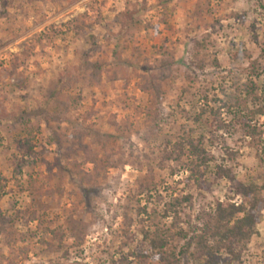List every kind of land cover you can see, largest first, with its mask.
<instances>
[{
  "label": "rangeland",
  "instance_id": "obj_1",
  "mask_svg": "<svg viewBox=\"0 0 264 264\" xmlns=\"http://www.w3.org/2000/svg\"><path fill=\"white\" fill-rule=\"evenodd\" d=\"M260 108L264 0H0V264H160L158 238L197 264L194 229L264 187Z\"/></svg>",
  "mask_w": 264,
  "mask_h": 264
},
{
  "label": "trees",
  "instance_id": "obj_2",
  "mask_svg": "<svg viewBox=\"0 0 264 264\" xmlns=\"http://www.w3.org/2000/svg\"><path fill=\"white\" fill-rule=\"evenodd\" d=\"M246 88L248 96L240 101L239 108L247 109L250 94L256 89V87ZM153 90V97L157 105L162 100V88L157 86ZM262 114H264V108L256 111V115ZM219 126L227 128L223 122H220ZM248 129L249 136H255L260 132L257 127L253 128L250 125H248ZM178 144L179 149L188 148L190 157L194 159L191 169L192 177L196 180L202 179L210 170L214 158L209 156L201 141L196 142L193 139H188L184 142L180 141ZM201 170L203 171L201 172ZM217 170L220 176H224L223 174L227 172V169L223 167H219ZM190 181L188 179L189 185ZM201 182L200 186H202ZM237 192L243 196L245 203L238 205L233 201H219L215 206L213 219L202 227L194 229L198 233L196 232L193 239L196 252L192 253V257L197 261V264H234L239 262L248 244L259 236L258 226L261 223L264 210V187L261 188L254 183L249 185L242 183L238 185ZM173 208L176 210V207ZM166 217L172 216L168 213ZM145 238L150 239L148 234ZM149 245L160 264H176V258L172 259V256L176 257L175 255L166 256L163 253L167 246L163 239H151Z\"/></svg>",
  "mask_w": 264,
  "mask_h": 264
}]
</instances>
